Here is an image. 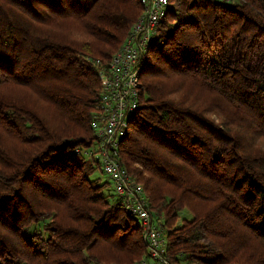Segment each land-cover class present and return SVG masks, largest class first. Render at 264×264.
Listing matches in <instances>:
<instances>
[{"label": "trees", "instance_id": "16d2710c", "mask_svg": "<svg viewBox=\"0 0 264 264\" xmlns=\"http://www.w3.org/2000/svg\"><path fill=\"white\" fill-rule=\"evenodd\" d=\"M141 10L140 0H0V140L22 142L18 159L0 154V264L148 254L86 154L99 69ZM140 69L120 161L162 220L170 263L264 264V0H169Z\"/></svg>", "mask_w": 264, "mask_h": 264}, {"label": "built area", "instance_id": "2783aa9c", "mask_svg": "<svg viewBox=\"0 0 264 264\" xmlns=\"http://www.w3.org/2000/svg\"><path fill=\"white\" fill-rule=\"evenodd\" d=\"M169 0H140L143 14L129 33L125 44L100 68L101 93L95 107L92 128L96 143L86 154L99 159L112 188L144 232L148 254L133 264H171L162 220L153 216L135 182L120 161V139L126 134L129 118L139 105L142 85L140 68L148 45L165 17Z\"/></svg>", "mask_w": 264, "mask_h": 264}, {"label": "rangeland", "instance_id": "374dc122", "mask_svg": "<svg viewBox=\"0 0 264 264\" xmlns=\"http://www.w3.org/2000/svg\"><path fill=\"white\" fill-rule=\"evenodd\" d=\"M143 14V10H141L140 11V13L137 15V17H136V20L133 22V24L131 25V27H130V29L128 30V32H127V36H126V38L124 39V42L122 43V45L119 47V49L125 44V42L127 41V39H128V37H129V33H130V31H131V29L133 28V26L135 25V23L138 21V19H139V17L141 16ZM118 49V50H119ZM118 50H116L115 52H117ZM114 52V53H115ZM99 72H100V69H99ZM101 78V77H100ZM139 81H140V84L142 85V79H141V76H140V78H139ZM101 86H102V79H101ZM142 90H143V86H142ZM7 95H10V96H14V94H16L17 92L15 91V93H13V89H7L6 90V92H5ZM13 93V94H12ZM30 93L32 94L31 95V97H30V101L32 102V103H35V104H37V107H40V105H41V101L39 102L37 99H36V97L34 96V95H36L33 91L31 92L30 91ZM141 93H142V91H141ZM29 102V101H28ZM30 103V102H29ZM4 132L2 131V130H0V134H3ZM5 134V133H4ZM7 137H9V138H7ZM4 139H2V140H0V144L2 145V147H1V150H0V154H1V152H4V153H6V154H8L9 156H10V159H18V157H17V151H19V150H21V147H22V142H21V140L20 139H18V138H15V137H12V136H5V137H3ZM19 155V154H18ZM16 167V166H15ZM0 175H2L1 174V170H0ZM101 176L104 178V175L103 174H101ZM106 177V176H105ZM100 179H102L101 177H100ZM103 181H105V179H102ZM136 182V181H135ZM139 184V183H138ZM141 186V185H140ZM142 188V187H141ZM107 192H109V193H112L113 194V192H112V186H109L108 187V189H107ZM142 194H143V196H144V198H145V200H146V197H145V195H144V192H143V189H142ZM147 202V201H146ZM148 205V204H147ZM180 216H182V217H184V219H186V220H190L191 218H192V215H191V213L188 211V210H186V209H184L182 212H181V214L179 215V217ZM176 223H177V225H179L180 223H179V219L176 221Z\"/></svg>", "mask_w": 264, "mask_h": 264}]
</instances>
